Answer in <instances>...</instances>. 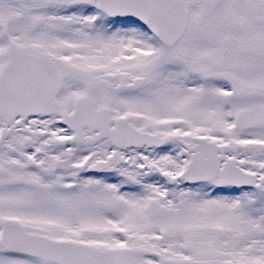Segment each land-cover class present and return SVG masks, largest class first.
<instances>
[{"label": "rangeland", "instance_id": "obj_1", "mask_svg": "<svg viewBox=\"0 0 264 264\" xmlns=\"http://www.w3.org/2000/svg\"><path fill=\"white\" fill-rule=\"evenodd\" d=\"M19 1L30 5L32 10L25 15L27 19L21 16L13 20L15 30L13 34L9 33L10 38L17 43L23 37L22 25V30L27 29L32 34L30 42L50 53L63 75L76 79H65L67 86L62 90L60 100L78 94L88 95L97 105L108 106L113 115L125 116L141 129L159 134L177 133L184 142H193L196 135H210L220 142L227 139L240 142L247 145L248 152L238 164L257 175L264 174V153L261 160H252L250 153L253 148L250 144L260 141L262 144L264 137L253 132L237 136L231 127H222L223 131H218L210 125L202 126V117L213 108L215 111L217 108L221 117L226 111L222 113L220 107L239 108L253 101L264 105V34L247 32V19L252 9L246 2L236 6L231 1L219 10L209 12L199 0H182L191 18L189 29L177 44L165 48L144 29L128 25L127 21L122 25L118 21L105 22L102 15H93L95 10L90 11V15L70 13L69 9L50 4V0H16L17 8ZM0 4L5 3L0 0ZM42 4L49 6L39 14L35 7ZM0 23H8L1 12ZM204 70H208L210 78L203 77ZM223 71L233 73L250 88V92L236 100L220 85L207 90L206 83L216 82V74ZM136 76L143 78L137 91L117 87L118 78L129 82ZM222 89L224 91L220 93ZM212 114L208 116L215 118L216 115ZM228 116L225 113L224 117ZM260 132L264 134V129ZM250 138L262 140L252 141ZM15 148L0 143V211L7 216L11 198L20 193L14 187L68 186L72 179H66L71 161L65 156L74 155V149L70 152L59 150L51 143L39 161L29 155L36 162L35 166H29L20 159ZM109 148L114 150L110 145ZM88 149L86 147L83 151ZM142 156L150 162L155 160L158 170L169 168V174L177 176L178 182L169 185L158 174L155 179H143L130 164L139 162ZM74 157L75 165L80 166L83 152ZM125 159L126 165L116 167V170L125 172L123 176L120 173L119 176L107 173L94 177L78 176L74 185L108 190L95 194L93 203L83 201L82 194L79 200H76L79 196L65 199L64 204L78 216L73 222L81 226L80 230L72 226L63 234L76 235L102 248L119 247L125 243L150 248L154 244L149 235H155V250L180 263L205 260L211 264H264V185H260L259 190L220 191L216 189L215 181L183 184L179 175L187 168L190 154L179 142L149 153L130 149L125 153ZM108 170L115 174L114 166ZM142 185L155 188V207L158 204L163 207L159 212L155 211V227H141L135 232L133 227L130 229V226L116 221L123 218L118 203L121 200L140 202L141 195L134 192ZM84 202L96 210L91 211ZM53 203L55 209L59 200ZM97 204L105 205L107 210H118L113 217H106L110 219L108 224L102 221L100 214L104 210ZM41 207L27 206L40 210L39 216L45 218L51 212L46 213ZM67 212L70 211L60 209L57 214L67 217ZM58 227L61 232L64 223ZM31 228L47 233L49 230L48 225ZM19 257L1 252L0 264H37Z\"/></svg>", "mask_w": 264, "mask_h": 264}, {"label": "flooded vegetation", "instance_id": "obj_2", "mask_svg": "<svg viewBox=\"0 0 264 264\" xmlns=\"http://www.w3.org/2000/svg\"><path fill=\"white\" fill-rule=\"evenodd\" d=\"M233 1L234 4L237 6L239 3L246 2L247 6H249L252 11L251 14L249 13V18L247 19L249 21L247 32L250 34H257L261 35L264 34V0H225L221 5L215 7L214 9H209L206 7V10L209 12H215L219 10L221 7H224L229 2ZM5 4H0V7H2V10L0 11L3 16L8 19V23H0V70L7 64L9 61L12 51L15 49V47L18 46H28L32 48H38L40 50L45 51L44 49H41L35 45H33L32 42V34L30 32H27L26 30H22V25L20 27L21 31L23 32V37H20V40L17 41V43L12 40L9 36L10 34H13V30H15V22L13 20L16 17H23L24 19H27L25 15L31 12L32 8L31 6H27L26 4H22L21 1H19L18 8L16 7V0H2ZM50 4L55 5L57 8H63V9H69L70 13H76V14H86L90 15V9L92 6H95L99 3V0H50ZM48 4H42L35 7L36 12L39 14H43L44 11L47 10ZM230 8V7H229ZM235 9L238 8V10L242 9L241 7H233ZM29 17V16H28ZM42 17V16H40ZM27 21H24V24ZM23 23V22H22ZM28 24V22H27ZM29 25V24H28ZM30 27V26H29ZM189 29V27H188ZM187 29V30H188ZM20 32V33H22ZM31 41V42H30ZM205 75L203 76L205 79L210 78L207 73L208 70H204ZM225 74H230L229 71H223L219 74H216V78L218 80L214 82H208L206 83V89H214L217 87V85H220L223 87V89H226V92H230V86L229 84L223 82L221 80L222 76ZM239 79V78H238ZM70 80H76L74 78H69ZM240 80V79H239ZM242 85L245 87L246 91L244 94L241 95H234L231 93V95L234 97V99H239L244 97L247 93L250 92V88L246 86L245 83L241 82ZM67 86V84H66ZM220 91V93H223V90ZM262 92H259L261 94ZM84 96L86 97V100H82L79 104V108L83 111H89L90 110V101L89 99L93 100L90 96L85 94H78L72 98H65L62 100L63 105L60 106L61 112H72L74 110V103L75 100L78 97ZM94 101V100H93ZM95 103V102H94ZM96 104V103H95ZM96 107H100L96 105ZM258 107H261L260 109H264V105L257 103L253 101L248 106H243L236 108L234 106H227V107H220V110L222 113L226 111L225 113L229 114L228 117H224L225 113L220 116L218 114L217 108L211 109L210 111H206V114L202 117L204 120V125L207 126L210 125L214 127L218 131H223V128L225 127H231L232 130H234L235 134L237 136L246 134L249 132H253L261 137H264V134L260 132L261 129H264V125H261L259 127H256L254 129L248 130V131H236L235 124H236V116L245 111L249 110H255L258 109ZM213 113V114H212ZM208 114L216 115L214 118L213 116H208ZM59 117H55L49 121L43 119V118H33V119H26L23 120L21 118L10 120L8 122H4L0 119V143H4L6 145H14L16 148L14 151L18 152V155L20 159L25 162V164L35 166L36 162L29 158V155H32L33 158L36 160H40V157L43 156L44 151H46L47 145L51 147V143L58 146L59 150H66L71 151L74 149L73 154L79 155V153L83 152L84 157L81 160L80 166H76L75 163L77 161L75 160L74 155H68L65 156L67 159L71 161V164L69 165L70 169L66 172V179L72 178L68 182H70V185L68 186H57V187H51V186H42V187H25L19 186L14 187V190L20 191V193L17 194V196H13L11 198L12 203H8L9 205V216L5 215L2 211H0V231H1V225L6 220H14L17 221L20 226H22L27 232L29 233H36L45 235L47 237H51L54 239L59 240H70L77 243H85L89 244L91 241L81 239L76 235H70V234H63L68 233L69 228L72 226H76L78 230H80L81 225H77V222H73L74 220L78 219V216L71 211L67 205L64 204V200L68 199L70 197H77L76 200H79L82 194L83 201L92 203L96 200L95 194L98 192H105L104 190H108L107 188H83L77 185H74L75 182H78L79 177L78 176H87V177H94L90 173V170H95L96 168L100 167L98 163L102 161H106L109 156L114 155L115 158L120 159L119 164H115V173H120L121 176L125 175V172L116 170V167H118L120 164H127L125 159V153L130 150H143L149 152H155V148H128L124 151H119V149H116L112 146L111 142L108 139L98 140L97 139V133L91 132L89 127H85L83 129V136L81 137L82 142L77 143L74 141L73 133L69 131L66 127L60 125L58 123ZM55 120L57 123H55ZM85 121H82V123ZM229 122V123H227ZM223 127V128H222ZM205 136L208 140L211 141H217L219 145H224V151H219V156L221 158V168L225 167L226 164L230 163H239L241 160H243L245 153L248 152L247 145L241 144L240 142H233L231 139H227L225 141H218L215 140V137H210V135H202ZM51 140V143L48 142V140ZM252 141L256 140H262V138H250ZM48 142V144L46 143ZM8 142V144L6 143ZM185 146L193 147L194 143L191 142H184L183 140L180 141ZM179 142V143H180ZM260 142L252 143L250 144L253 146L252 151L250 152L252 154V160H261V155L264 153V142L260 144ZM109 145L114 148L113 151L109 148ZM260 145V146H259ZM88 147L89 149L87 151H83L84 148ZM80 148H83L80 150ZM122 152V153H121ZM190 154V153H189ZM191 155V154H190ZM148 158L146 156H142L139 162H132L131 167L136 168L139 173L142 175V178H149V179H155V174H158L159 176L162 175V173H169V168L165 170H158V168L155 165V160L153 162H150L147 160ZM38 160V161H39ZM116 162V159L113 160ZM81 171V173H80ZM125 171L127 169L125 168ZM122 173V174H121ZM119 176V174L117 175ZM261 176V175H260ZM259 177V176H258ZM59 179H61L59 177ZM62 180V179H61ZM11 189V190H13ZM110 190H118V189H112ZM26 190V192H24ZM136 194L139 193L141 195L140 202L134 201L132 203L123 202L120 198V213L122 214V219H116V221H120L122 224H125V226H130L134 228L135 232H139V228H149V227H155V211H160L163 207L162 205L158 204L155 207V188L154 187H148V186H140L136 192ZM105 195V194H104ZM115 195V194H114ZM18 197H22L21 199H18ZM105 197V196H100ZM114 198V197H113ZM119 201L117 197H115ZM59 200V205L54 209L53 201ZM84 202L83 204L88 203ZM90 203V202H89ZM30 205H41V209L44 210L46 213L51 212L50 214H47L45 218L40 217L39 214L40 210L38 209H28L27 206ZM99 207L103 208V213L100 215L103 216V220L106 224L110 222V219H106V217H113L115 215V212H117V209H110L105 208V205L97 204ZM91 207V211H95L96 209H93V206L91 204L89 205ZM60 209H66L70 212H67V217L63 215H58L57 211ZM157 212V213H158ZM97 213V212H96ZM57 214V216L55 215ZM49 216L51 218H49ZM72 222V223H71ZM60 223H64V228L61 232H58ZM75 223V224H74ZM90 223V222H88ZM115 224V223H111ZM49 227L48 233L47 231L39 232L38 230H35V228H31L33 226L39 227V226H47ZM52 225V228L49 226ZM70 232H73L70 230ZM133 232V231H132ZM134 233V232H133ZM162 235H164V232H161ZM151 241L153 242V246L150 248L147 247H132L131 245H128L125 243L122 246H106V247H99L100 249H109V248H120V247H132L137 249H143V250H150L152 252H155V235H149ZM4 253V252H3ZM7 254V253H4ZM148 261L154 262L151 258H144ZM37 264H43L42 262L35 260ZM48 264H55V263H48Z\"/></svg>", "mask_w": 264, "mask_h": 264}, {"label": "water", "instance_id": "obj_3", "mask_svg": "<svg viewBox=\"0 0 264 264\" xmlns=\"http://www.w3.org/2000/svg\"><path fill=\"white\" fill-rule=\"evenodd\" d=\"M210 8L223 0H201ZM102 9L106 13H125L137 22L153 30L161 43L165 46L175 44L184 34L189 14L177 0H102ZM225 81L231 84L235 94L243 92V86L231 75ZM142 83L141 77H136L131 83L120 82L125 89L138 88ZM63 88V75L58 65L44 52L28 47H17L13 50L10 61L0 73V118L4 121L30 116L51 117L58 113V96ZM90 103L89 126L91 131L99 130L100 139L108 137L110 141L120 147H162L177 135L160 136L159 134L141 131L128 124L125 118H111L108 108L93 109ZM87 114L75 109L68 115L63 114L61 123L78 121ZM106 120H103V117ZM115 126H110L111 122ZM105 123V126L102 125ZM264 123V110L255 109L241 113L236 119V129L244 130ZM198 142L189 151H193L189 167L182 174L185 183H197L220 177L219 184L241 187H254L255 175L233 164L220 167L218 151L224 146L213 141L196 137ZM104 162L103 165H109ZM174 184L176 178L168 179ZM264 182V178L261 179ZM1 243L9 251L20 252L39 258L46 262L57 264H179L169 259H161L158 263L141 259L144 256H155L145 250L120 248L118 250H97L95 248L71 241L55 240L45 236L26 233L19 223L7 221L3 226ZM187 264H210L205 261H191Z\"/></svg>", "mask_w": 264, "mask_h": 264}]
</instances>
